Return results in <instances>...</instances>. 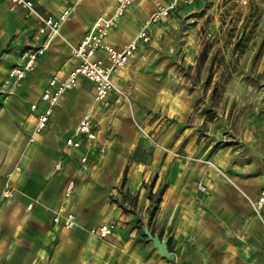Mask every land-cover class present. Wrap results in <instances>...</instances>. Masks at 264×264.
<instances>
[{
	"label": "crops",
	"instance_id": "1",
	"mask_svg": "<svg viewBox=\"0 0 264 264\" xmlns=\"http://www.w3.org/2000/svg\"><path fill=\"white\" fill-rule=\"evenodd\" d=\"M32 1L45 13L70 11L61 26L64 39L54 37L34 68L11 85L10 68L46 36L34 16L0 0V264H264V208L258 215L252 207L264 188V95L238 118L242 128L234 124L226 141L218 139L212 121L207 130L197 127L203 119L190 122L186 87L169 84L163 60L155 67L166 78L153 76L156 60L149 48L156 29L166 25L164 17L150 25L151 41L138 42L133 56L112 74L129 92L133 112L114 102H92L93 82L79 77L47 126L36 131L49 78H66L77 64L71 45L118 0ZM165 1L134 0L105 41L120 49ZM198 1L177 6L170 16ZM155 52L157 57L160 49ZM96 56L107 62L105 52ZM87 109L96 137L71 148L65 139ZM159 109L174 114L177 124H164L161 131L151 119ZM231 117L236 120L235 113ZM137 122L156 132L159 144L151 143ZM69 182L73 187L66 195ZM5 190L8 196L2 195ZM59 207L73 212L74 227L53 222ZM100 225H112L111 231L105 236L92 231ZM145 228L167 239L169 256L159 254Z\"/></svg>",
	"mask_w": 264,
	"mask_h": 264
},
{
	"label": "rangeland",
	"instance_id": "2",
	"mask_svg": "<svg viewBox=\"0 0 264 264\" xmlns=\"http://www.w3.org/2000/svg\"><path fill=\"white\" fill-rule=\"evenodd\" d=\"M183 7L173 16L170 13L163 22L166 25L156 29L154 47L149 48L156 60L153 66L163 60L169 84L186 87V118L190 122L203 119L197 127L204 130L212 121L218 139L226 141L238 118L250 113V105L264 95V0H199ZM154 70L157 80L166 78L158 67ZM120 89L119 97L114 92L113 99L100 103L114 102L133 112L129 92ZM234 113L235 121L231 117ZM171 114L159 109L151 119L162 131L164 124H177ZM137 123L151 143L159 144L156 132ZM240 123L236 128H242Z\"/></svg>",
	"mask_w": 264,
	"mask_h": 264
},
{
	"label": "built area",
	"instance_id": "3",
	"mask_svg": "<svg viewBox=\"0 0 264 264\" xmlns=\"http://www.w3.org/2000/svg\"><path fill=\"white\" fill-rule=\"evenodd\" d=\"M6 1L10 10L20 7L25 9L28 14L34 16L38 23V32L46 36L42 45L32 50H24L21 53L22 63L20 65H14L10 68L8 75L11 79V84L14 85L24 78L28 71L34 68L38 56L44 52L54 37L64 39L61 33V26L69 17V10L65 9L55 15L40 11L32 0ZM133 1L118 0L110 14L97 16L89 31L77 43L71 45V53L77 59V64L68 72L64 79L56 74L49 78L41 95L42 100L46 102V106L36 116V131H40L47 126L50 115L54 108L59 105L61 97L67 90L72 89L76 85L79 77L87 78L93 82L92 102H106L108 96L114 92L119 97L122 91L113 82L112 74L133 56L138 42L150 41V25L161 18L167 17L180 4H191L196 0H167L157 3L155 10L142 22L136 35L120 49L114 48L105 41V37L114 26L116 19L123 15L126 8ZM99 52L106 53L107 62L96 56ZM118 97L116 100H118ZM30 109L35 110L36 104H31ZM95 137L93 114L90 109H87L79 118L72 134L65 139V144L71 148H79L82 146L84 139L93 140ZM80 160L85 161L86 156L81 157ZM72 187V182L66 185V195L71 192ZM197 188L204 190L202 184H198ZM9 194V190L2 192L4 196ZM30 207L31 203L27 205V208ZM252 207L258 215L260 210L264 208V188L258 193L252 203ZM52 220L54 223L61 222L66 228H72L77 224L73 212L66 210L64 207H59ZM111 227L112 225H100L97 229L93 228L92 231H97L98 235L105 236L111 231Z\"/></svg>",
	"mask_w": 264,
	"mask_h": 264
},
{
	"label": "water",
	"instance_id": "4",
	"mask_svg": "<svg viewBox=\"0 0 264 264\" xmlns=\"http://www.w3.org/2000/svg\"><path fill=\"white\" fill-rule=\"evenodd\" d=\"M145 234L152 241L153 245L157 248L158 252L162 256H169V251L167 248V239H160L159 236L153 235L147 228L144 229Z\"/></svg>",
	"mask_w": 264,
	"mask_h": 264
}]
</instances>
